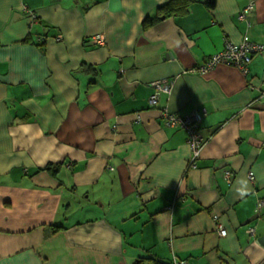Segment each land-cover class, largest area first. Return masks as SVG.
Masks as SVG:
<instances>
[{"label":"crops","instance_id":"0c3cea01","mask_svg":"<svg viewBox=\"0 0 264 264\" xmlns=\"http://www.w3.org/2000/svg\"><path fill=\"white\" fill-rule=\"evenodd\" d=\"M171 1L0 0V264H264V51L192 71L264 45V0ZM162 108L206 112L197 167Z\"/></svg>","mask_w":264,"mask_h":264},{"label":"built area","instance_id":"2783aa9c","mask_svg":"<svg viewBox=\"0 0 264 264\" xmlns=\"http://www.w3.org/2000/svg\"><path fill=\"white\" fill-rule=\"evenodd\" d=\"M255 10V3L251 2L240 12L239 18L246 20L248 15ZM34 17V15H32ZM57 40L61 39V35L55 36ZM92 41L97 44H104L105 38L102 35L94 36ZM264 51V45L249 42L247 40L240 44H235L232 41L227 40L224 47L212 54L203 64L194 68L192 71L203 74L213 69L218 64H233L238 67L244 74L248 73V65L252 60L253 56L257 53H262ZM154 92L149 98L151 106H157L159 102L160 94L163 92H170L172 87V81L169 80H156L152 83ZM206 116V112L200 109H194L189 113L180 114L178 112H173L168 108L161 109V118L163 124L168 127H178L183 129L187 134L188 144L191 150V156L188 162V167H197V162L201 157L203 148L206 144V139L201 134V125ZM224 178L228 184L232 182L233 171L231 169H225ZM249 178L251 180L255 179V174L253 171L249 172ZM264 207V197L258 200L256 211ZM172 206H169L171 209ZM214 220L217 222V231L219 235H227V229L222 223L219 222V217L214 216ZM250 234L255 233V228L250 227L248 229ZM174 264H187L183 260H178L174 258Z\"/></svg>","mask_w":264,"mask_h":264},{"label":"trees","instance_id":"16d2710c","mask_svg":"<svg viewBox=\"0 0 264 264\" xmlns=\"http://www.w3.org/2000/svg\"><path fill=\"white\" fill-rule=\"evenodd\" d=\"M182 1L185 3V7H187V5L189 4V2H191L192 0H172L170 3L163 5L159 8L160 12L168 15L174 11L177 10V7L179 5V2ZM205 4L207 5V7H213L215 4V0H205L204 1ZM184 7V8H185ZM159 17V16H158ZM157 17V18H158ZM154 21V19L147 17L144 21H143V25L144 26H148L149 24H151ZM45 38L41 39L42 42L44 41ZM151 260L154 262V264H174L172 263H167L161 260H158L156 258L153 257H139L133 264H145L146 261Z\"/></svg>","mask_w":264,"mask_h":264}]
</instances>
